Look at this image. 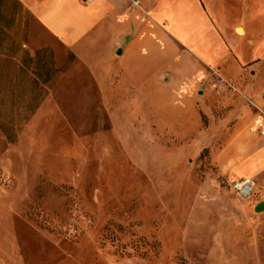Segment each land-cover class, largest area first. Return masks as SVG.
Wrapping results in <instances>:
<instances>
[{
    "label": "rangeland",
    "instance_id": "1",
    "mask_svg": "<svg viewBox=\"0 0 264 264\" xmlns=\"http://www.w3.org/2000/svg\"><path fill=\"white\" fill-rule=\"evenodd\" d=\"M4 5L0 264H264V186L242 201L216 166L248 114L213 122L196 59L132 8L121 40L142 44L106 88Z\"/></svg>",
    "mask_w": 264,
    "mask_h": 264
},
{
    "label": "crops",
    "instance_id": "2",
    "mask_svg": "<svg viewBox=\"0 0 264 264\" xmlns=\"http://www.w3.org/2000/svg\"><path fill=\"white\" fill-rule=\"evenodd\" d=\"M135 1L140 4L128 1L127 5L126 0L5 2L16 4L34 19L37 29L52 42L56 56L69 54L84 62L106 88L114 81L120 59L142 44L141 30L132 39L121 40V27L129 25L126 16L135 8V14L146 17L145 29H157L206 70L209 78L200 97L206 100L213 122L226 123L237 108H245L246 126L241 128V118L229 128L231 140L220 151L216 166L224 177L252 179L256 187L264 186V141H260L264 130V0ZM113 30L119 37L107 39ZM225 86L233 92H222Z\"/></svg>",
    "mask_w": 264,
    "mask_h": 264
},
{
    "label": "built area",
    "instance_id": "3",
    "mask_svg": "<svg viewBox=\"0 0 264 264\" xmlns=\"http://www.w3.org/2000/svg\"><path fill=\"white\" fill-rule=\"evenodd\" d=\"M130 1H132L136 6L140 4V2L135 0ZM230 188L240 200L249 201L255 194L256 183L252 179L233 180L230 183Z\"/></svg>",
    "mask_w": 264,
    "mask_h": 264
},
{
    "label": "trees",
    "instance_id": "4",
    "mask_svg": "<svg viewBox=\"0 0 264 264\" xmlns=\"http://www.w3.org/2000/svg\"><path fill=\"white\" fill-rule=\"evenodd\" d=\"M6 0H0V33H3L4 31H5V27H7V26H10V21L7 23V24H5V25H2V19L4 18L3 16H4V4L6 3L5 2ZM15 6H17L16 4H14V9H15ZM14 9H13V12H11L10 13V18H11V20H13V15H15V13L16 12H14ZM7 17V16H6ZM40 82V80L37 78L35 81H34V83H35V85H37L38 83Z\"/></svg>",
    "mask_w": 264,
    "mask_h": 264
},
{
    "label": "water",
    "instance_id": "5",
    "mask_svg": "<svg viewBox=\"0 0 264 264\" xmlns=\"http://www.w3.org/2000/svg\"><path fill=\"white\" fill-rule=\"evenodd\" d=\"M118 54L121 55V54H122V50H120ZM263 211H264V204H261V205H259V206L256 208V212H258V213H261V212H263Z\"/></svg>",
    "mask_w": 264,
    "mask_h": 264
}]
</instances>
